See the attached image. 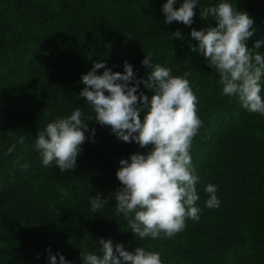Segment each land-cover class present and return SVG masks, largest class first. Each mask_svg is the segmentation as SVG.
I'll return each mask as SVG.
<instances>
[{
  "label": "trees",
  "instance_id": "1",
  "mask_svg": "<svg viewBox=\"0 0 264 264\" xmlns=\"http://www.w3.org/2000/svg\"><path fill=\"white\" fill-rule=\"evenodd\" d=\"M166 2L0 0V264H50L49 250L70 264H83L80 251L103 257L100 239L111 240L114 250L122 244L130 252L136 247L159 252L163 264H264V116L224 95L218 73L191 50L198 47L192 29L215 26L211 17L201 18V9L221 0H200L190 27L165 23ZM227 2L254 20L247 46L264 40V0ZM182 3L176 0L174 7ZM176 30L183 39L172 38ZM258 51L264 54V44ZM148 54L173 76L191 73L187 78L202 121L191 147L200 219L187 220L184 231L171 238L155 240L131 232L114 198L122 187L119 161L147 154L150 146L125 143L109 126L91 121L72 172L61 173L54 162L43 166L35 148L47 123L76 107L86 121L95 119L79 96L81 77L94 62L123 73L127 61L138 79L146 78L141 62ZM261 83L264 89V78ZM140 91L151 99L153 90L141 85ZM21 136L25 142L5 156ZM208 184L217 187L218 208L206 207ZM97 193L107 204L93 212L90 197Z\"/></svg>",
  "mask_w": 264,
  "mask_h": 264
},
{
  "label": "clouds",
  "instance_id": "2",
  "mask_svg": "<svg viewBox=\"0 0 264 264\" xmlns=\"http://www.w3.org/2000/svg\"><path fill=\"white\" fill-rule=\"evenodd\" d=\"M176 0H167L162 6L165 23L173 21L190 27L200 0H183L174 7ZM211 17L215 26L192 29L190 36L198 42L192 47L199 51L219 76L223 94L237 97L240 106L251 113L264 116L262 78H264V54L258 49L264 40H256L253 47L247 41L255 35L254 20L247 12L238 10L227 0L217 5L203 7L201 18ZM174 39H183L180 30L171 33ZM191 47V46H190ZM142 65L147 69L146 78H137L133 66L124 62L123 73L114 72L103 61L93 63L90 71L83 74L84 85L79 96L85 98L94 111L95 119L83 118L82 108L76 107L70 115L49 122L38 133L35 148L48 167L55 163L60 172H71L77 165L81 145L88 139L85 133L88 123L94 121L109 126L116 137L125 142H135L140 148H149L147 154H131L119 161L116 172L122 187L115 193L117 214H123L131 232L140 239L171 238L184 231L186 221H199L200 207L196 184L199 180L192 162L191 147L202 121L198 116L197 97L188 80L190 72L173 76L171 68L153 64L151 54L145 56ZM104 69L102 74L98 70ZM153 90L149 100L140 86ZM139 92V95L137 94ZM138 102L142 108L138 107ZM141 111L144 112L141 120ZM94 136L95 130L92 129ZM21 136L7 149L10 155L16 144H23ZM24 168L28 164L23 165ZM205 192L209 198L206 207L218 208L220 200L217 187L208 184ZM62 195H67L63 193ZM91 210L97 212L107 199L99 193L90 197ZM103 257L92 251H80L83 264H163L159 252L136 247L127 251L122 244L100 239ZM94 246V245H93ZM53 255L49 250L50 264H70L63 255Z\"/></svg>",
  "mask_w": 264,
  "mask_h": 264
}]
</instances>
